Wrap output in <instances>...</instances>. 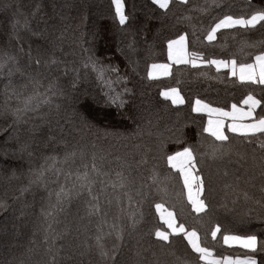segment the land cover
Listing matches in <instances>:
<instances>
[{
    "label": "trees",
    "instance_id": "trees-1",
    "mask_svg": "<svg viewBox=\"0 0 264 264\" xmlns=\"http://www.w3.org/2000/svg\"><path fill=\"white\" fill-rule=\"evenodd\" d=\"M123 4L127 20L121 24L112 0H0V54L16 58L0 68V264H177L178 257L184 264H202L182 234L171 235L168 244L156 239L155 229L168 231L156 203L172 211L186 230L197 229L214 257L252 256L264 264V211L242 198L234 203L237 193L226 187L239 184L259 197V178L251 182L255 188L246 181L253 171V149L259 157L264 140L248 143L227 131L225 119L229 149L221 158L202 156L214 138L203 132L207 116L192 111L198 98L229 112L232 104L243 107L248 93L264 101V85L241 83L226 69L217 72L209 65L170 63L167 47L170 39L185 35L188 52L205 60L252 63L264 51L260 24L221 29L213 41L206 36L224 15L248 17L264 10V0H171L168 10L153 0ZM193 5L207 11L189 12ZM89 57L96 69L87 63ZM153 64L169 65V75L150 79ZM101 65L106 69L102 77ZM33 77L40 81L38 88ZM171 88L178 89L184 104L172 105L160 95ZM37 91L42 94L36 97L42 101L37 110L16 122L6 105L22 107ZM255 115H264V103ZM188 145L196 153L194 175L205 182L201 199L210 206L208 215L199 218L187 202L179 171L166 158ZM93 156L100 175L92 171ZM51 157L54 167H49ZM85 171L96 181L94 193L103 187L100 199L108 223L99 231V217L88 215L86 189L57 203L61 188L78 186L77 174ZM117 172L127 177L123 188L109 183ZM133 214L135 227L130 226ZM112 224L124 229L114 258L115 234L104 235ZM217 225L221 231L213 240ZM224 234L255 235L257 250L225 245ZM97 235L108 258L94 247Z\"/></svg>",
    "mask_w": 264,
    "mask_h": 264
},
{
    "label": "snow or ice",
    "instance_id": "snow-or-ice-1",
    "mask_svg": "<svg viewBox=\"0 0 264 264\" xmlns=\"http://www.w3.org/2000/svg\"><path fill=\"white\" fill-rule=\"evenodd\" d=\"M153 3L156 4L160 9L168 10L171 0H153ZM182 4H188L189 0H180ZM114 6L115 14L119 19L121 24H124L127 20V16L124 13V4L123 0H112ZM220 5L217 4V7ZM206 12L207 9L193 5L189 12ZM185 19H191V15H186ZM264 10L256 11L248 17L239 16L234 17L233 15H224L222 19H219L218 22L211 28L208 32L206 39L208 41H213L216 39V33L221 29H232V28H241L245 30L255 29L258 24L264 27ZM168 57L169 60L175 64H191L193 68H197L201 65L214 66L217 72H220L221 69H226V75L231 77H236L241 83H251L255 85H264V51H261L258 55L255 56L254 63H238L235 58L231 60L226 59H203L201 54L198 53H189L187 50V40L185 35H180L176 39H170L168 41ZM9 61L13 64L16 63V58L14 56L8 55V53L0 54V68H3ZM87 63H92L94 69H96L95 62L92 57L88 58ZM36 64H39V60H36ZM169 65L167 64H153L151 68L153 71L148 73L150 79L156 78L158 75H169ZM101 77L103 76L106 69L103 65L97 69ZM116 71V69H112ZM34 84L38 88L40 86V81L32 78ZM53 85L50 83L48 89L51 90ZM38 91L33 95L26 97L23 100V106H16L10 108L6 105L5 110L9 111L10 114L15 118L16 122H23L24 115L29 111H36L42 102L36 97L41 96ZM165 100H170L172 105H182L184 104V97L181 96L177 88H171L160 93ZM35 99V104L33 100ZM117 97H111L113 103L116 102ZM43 102H48L47 97L45 96ZM264 103L262 99H258L252 93H248L241 104L243 107H238L237 104H232L231 111H224L221 108H213L209 104H206L201 99H196L194 105L192 106V111L195 113L207 112L208 121L207 126L203 128V132L207 133L210 137L214 138L212 142L208 145V151L206 153H201V155H208L211 158H221L225 155L226 150L229 149L230 137L225 134V119L230 120L231 122L227 125V131L235 134L236 136L243 137L247 140L248 143H253V138L264 140V115L257 117L255 115V110L257 107L261 106ZM118 107L123 106V101L117 105ZM259 134V136L257 135ZM177 143L180 141L177 140ZM261 155L257 157L255 155L256 149H253L252 161H253V171L248 176L246 183L249 184L250 188H255V181L257 177L261 182L260 195L256 196L255 193L249 192L247 188H240L239 184L232 186L226 185L227 188H231L234 193H237L235 200L238 202L241 198L245 202H252L260 207L264 211V143L258 145ZM168 165L175 170H178L180 176L183 179L184 188L187 190V202L191 205L193 211L198 214L203 213L205 216L208 215L209 204L206 203L205 199H201V193L204 191L205 182L200 175H193V170L196 168V153L194 152L191 145L184 146L180 150H177L171 154H166ZM48 159V158H46ZM53 160V165L49 167H54L55 158L51 157ZM243 159V157H241ZM87 168V165H85ZM44 168L41 166V171L37 175L36 179H41L43 175ZM59 171V170H57ZM92 171L97 175L101 173L96 168L95 156H93ZM104 175H107L104 173ZM155 179V177H153ZM239 181L240 177L236 178ZM78 186L76 183L68 190L61 188L60 192L57 193V203H62L63 199L70 198L71 196H80L84 190H87V194L90 197L86 201L88 207L89 216L99 217L97 223V229L99 231L101 225L108 223L107 216L108 210L103 209L101 206V195L103 194V187L100 193L93 192V184L96 183L95 180L89 178V173L87 171L77 174ZM127 182V177L123 175L122 172L116 173V179L110 180L109 183L112 184L113 188L125 187ZM103 183V182H102ZM141 193L137 190V195ZM127 195V193H125ZM131 201V197H128ZM112 201L108 200V204L111 205ZM2 206V205H0ZM155 208L157 213L160 214L161 219L167 225L169 231L161 230L160 228L155 229L154 235L158 241L164 242V244L170 243L171 235L182 234L183 238L190 245L192 251L198 254L199 261L202 264H257V261L252 256H245L244 258H233L232 256H224L222 259L219 257H214L212 250L207 246H202L201 239L198 234V230L193 228L188 231L185 228L183 223L177 224L175 215L172 211L164 209L162 203H156ZM166 213V215H165ZM46 215H50L47 213ZM119 217H117V220ZM130 226L135 227V224L138 223V220L135 218L134 214L129 217ZM111 231L104 233V235L111 236L115 234L116 244L112 246V257L115 256V249L118 247L119 243L123 240V227L118 224H112ZM220 226L217 225L214 229L211 230V237L213 240L216 239L217 233L220 232ZM47 239V238H46ZM223 243L228 246L238 245L243 249L250 250L255 252L257 250V237L255 235H223ZM93 245H90L92 247ZM94 247L98 250L99 255L102 258H108L109 252L106 250L104 244L101 242V236L97 235L95 237ZM264 248V245H261ZM50 250V249H49ZM53 257V261H54ZM139 264V261L136 262ZM177 264H184L180 258H177Z\"/></svg>",
    "mask_w": 264,
    "mask_h": 264
},
{
    "label": "rangeland",
    "instance_id": "rangeland-1",
    "mask_svg": "<svg viewBox=\"0 0 264 264\" xmlns=\"http://www.w3.org/2000/svg\"><path fill=\"white\" fill-rule=\"evenodd\" d=\"M170 61V60H169ZM172 62V61H171ZM172 63H174V62H172ZM214 67V66H213ZM215 68V67H214ZM150 71H153V69L151 68L150 69ZM149 71V72H150ZM160 76H164V75H158V76H156V77H160ZM225 111V110H224ZM200 113H202V114H204V115H206L207 116V118H209L208 117V114H207V112H200ZM178 171V170H177ZM193 175H194V172H193ZM186 192H187V190H186ZM158 215H160L159 213H158ZM165 215H166V213H165ZM160 217V220L163 222V220L161 219V216H159ZM164 223V222H163ZM165 224V223H164ZM166 227H167V225H166ZM168 229V228H167ZM168 231L170 232V229H168ZM232 246H237V247H239L238 245H232Z\"/></svg>",
    "mask_w": 264,
    "mask_h": 264
},
{
    "label": "crops",
    "instance_id": "crops-1",
    "mask_svg": "<svg viewBox=\"0 0 264 264\" xmlns=\"http://www.w3.org/2000/svg\"><path fill=\"white\" fill-rule=\"evenodd\" d=\"M254 62H255V59H254V61H253L252 63H254ZM161 77H162V76H161ZM230 122H231V121L229 120L228 123H230Z\"/></svg>",
    "mask_w": 264,
    "mask_h": 264
}]
</instances>
